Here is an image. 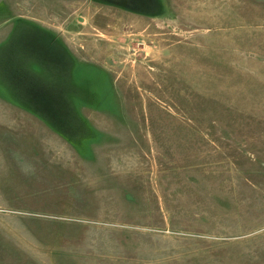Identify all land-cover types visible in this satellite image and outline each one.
Masks as SVG:
<instances>
[{
  "label": "rangeland",
  "instance_id": "rangeland-1",
  "mask_svg": "<svg viewBox=\"0 0 264 264\" xmlns=\"http://www.w3.org/2000/svg\"><path fill=\"white\" fill-rule=\"evenodd\" d=\"M20 25L92 62H0V108L83 112L62 146L0 114V264H264V0H0Z\"/></svg>",
  "mask_w": 264,
  "mask_h": 264
},
{
  "label": "crops",
  "instance_id": "crops-1",
  "mask_svg": "<svg viewBox=\"0 0 264 264\" xmlns=\"http://www.w3.org/2000/svg\"><path fill=\"white\" fill-rule=\"evenodd\" d=\"M54 1H57L58 3L63 0ZM72 29L73 28L68 27L63 30H59L58 28L56 29L43 25L32 28L21 27L20 25L16 32L13 31L7 34V42L5 41L0 43V62H92V59L90 58L91 53H88L85 57H83V55L80 57L76 50L68 44L67 34H72L70 31ZM99 51L101 52V55L105 54L104 49H99ZM102 52H104V54ZM98 62H101V60H98ZM0 114L29 116L30 119L33 120L36 119L34 116H37L38 114H51L58 116L51 124L43 121L40 123H43L42 125L48 128V134L46 135L56 139L57 142L61 141L59 142L61 145L67 138H63L65 134L61 133L60 130L65 131L70 129V126H72L75 121L74 119L78 120L77 118H71V115L83 114V112L75 109H51L39 111L26 107H6L0 108ZM68 115L70 118L66 117ZM23 119L25 118L23 117ZM82 124L86 128V132L82 136H75L79 138L78 140L84 139L88 142L86 145L93 143L94 140H104V134L101 133L100 130L96 132L95 129L90 128L89 123ZM100 142H98L99 146L101 145ZM82 156V154H59L47 157L38 156L39 158L37 157L36 162L52 163L54 164V168L58 170H70V163L78 160L81 161L80 158L83 159Z\"/></svg>",
  "mask_w": 264,
  "mask_h": 264
}]
</instances>
